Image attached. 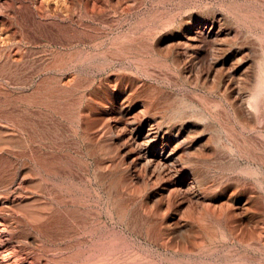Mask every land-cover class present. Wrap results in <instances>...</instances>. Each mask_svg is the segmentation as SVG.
Listing matches in <instances>:
<instances>
[{
  "label": "rangeland",
  "instance_id": "obj_1",
  "mask_svg": "<svg viewBox=\"0 0 264 264\" xmlns=\"http://www.w3.org/2000/svg\"><path fill=\"white\" fill-rule=\"evenodd\" d=\"M205 23L220 38L204 30L188 47ZM261 72L264 0H0V131L17 132L0 151L1 201L13 203L0 264H264ZM120 92L123 123L149 104L187 137L179 155L208 176L207 201L174 177L114 181L123 155L102 128ZM120 139L147 177L138 145Z\"/></svg>",
  "mask_w": 264,
  "mask_h": 264
},
{
  "label": "bare ground",
  "instance_id": "obj_2",
  "mask_svg": "<svg viewBox=\"0 0 264 264\" xmlns=\"http://www.w3.org/2000/svg\"><path fill=\"white\" fill-rule=\"evenodd\" d=\"M196 29H198V28H196ZM204 30H205L207 36H211L213 38H216V40H217V37H219L222 34L221 27H217V25L214 23H212V24L205 23L203 30H197L193 36H190L188 38V41H186V43H187L186 45L188 47H192V48L196 47L199 43L201 45L203 40H202V42H200V40H201V37H202L201 35L203 34ZM205 37H206V35H205ZM245 52H246V49H245ZM248 54H251V52L250 53L248 52ZM235 60H236V58H235ZM260 80L263 81V84H264V73L263 72L260 73ZM113 86H114V84H113ZM260 87H262V86H260ZM127 93H128V91H127ZM116 97H117V101L114 104V106L112 107V109H111L112 111L110 110V112L107 113V116L105 117V121L103 123V128H102L103 134L109 136L110 146L118 149L119 152H121V154L123 155L122 156L123 168H121V170L115 176L114 181L116 183H121L125 186H131L133 184H139V182L143 183L144 185L152 186L153 184L160 181L162 175H164L168 178L174 177L175 179H177V182L180 184V186H184V183H185V185H186L185 188L190 190V191H193L198 200L204 199L205 201H207L209 199L208 198L209 188L205 185V183H206L208 176L205 174H202L200 172H189L183 166L186 163V161H184L180 158V155H179V151H180L179 139L181 137H183L181 134V131L174 132L173 129H171V127H168V125L166 124V119H167L166 115L164 116V115L157 114L156 112H154V110L152 109V106L149 104L142 105V109L140 111H141V113L144 112L145 116H144L143 120L140 121L141 123L139 125H137L133 121H127L126 122L123 120L124 122H126V123H123L122 119L126 115V110H125L126 96H124L120 92V93H117ZM110 100H112V99H110ZM246 105H247V103H246ZM248 112L249 111L247 110L246 113H248ZM178 114H179V110H175L172 114V118L177 117ZM95 116H96V114H95ZM102 117H103V115H102ZM102 117H101V119H102ZM101 121H103V120H101ZM173 128H175V127H173ZM176 129H177V127H176ZM28 130H30V129L28 128ZM3 132L7 133V137L2 136ZM20 132H22V131H20ZM121 133H124L129 140H132L133 142H135L138 145L139 150L142 152V153L140 152L141 153L140 159H142V161H144V163L147 166V170H148L147 171V173H148L147 177L141 178L138 175V173H136V166H137L138 158L132 157L125 150V145L122 143L123 141H121V139H120ZM16 134H17L16 128L7 129L6 131H0V151L4 149V144L2 143V140L14 138L16 136ZM185 137H183V140L181 138L182 142L184 141V139L187 138V137L186 138ZM19 147H21L22 149H32V140H30L28 138L21 139ZM183 152H184V150H183ZM136 155H138V154H136ZM44 159H46V158H44ZM136 159H137V161H136ZM190 164H191V162H190ZM142 166H144V165H142ZM188 175H190V180L185 182ZM9 187H8V189H9ZM185 188H183V189H185ZM35 192L39 193V189L36 188ZM8 193L10 194L11 192H8ZM49 194L52 195V193H49ZM1 196H2V193L0 191V216H2V214L6 208L13 207V203L10 200L1 201ZM198 200H197V203L199 202ZM154 202H155V194L154 193L148 194V196L145 199V203L148 206H153ZM33 203L36 206L35 210L32 212V215H31L33 220L35 222H40L44 219H47L48 213L44 212V210H45L44 208H46L47 206L46 205L42 206L41 204H39L36 198L33 200ZM206 210L207 211L209 210L208 206L206 207ZM2 231L3 230L0 229V241L2 240ZM203 249H205V248H203Z\"/></svg>",
  "mask_w": 264,
  "mask_h": 264
}]
</instances>
